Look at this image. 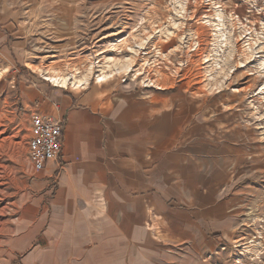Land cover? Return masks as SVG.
Instances as JSON below:
<instances>
[{
  "label": "crops",
  "instance_id": "crops-1",
  "mask_svg": "<svg viewBox=\"0 0 264 264\" xmlns=\"http://www.w3.org/2000/svg\"><path fill=\"white\" fill-rule=\"evenodd\" d=\"M10 25L0 20V67L19 74L29 135L33 115L62 124V156L31 180L53 264L218 261L235 218L264 201L257 100L244 89L190 92L154 52L155 82L143 89L60 87L20 74Z\"/></svg>",
  "mask_w": 264,
  "mask_h": 264
},
{
  "label": "rangeland",
  "instance_id": "rangeland-1",
  "mask_svg": "<svg viewBox=\"0 0 264 264\" xmlns=\"http://www.w3.org/2000/svg\"><path fill=\"white\" fill-rule=\"evenodd\" d=\"M1 1L0 20L11 23L7 44L22 75L46 82L56 73L86 77L87 85L107 74L100 84L135 91L155 82L154 52L190 92L244 89L257 100L252 113L261 110L264 118V0ZM18 76L0 67V264H53L39 234L47 205L31 183ZM244 209L250 213L235 218L236 236L219 242L218 261L201 264H264V201Z\"/></svg>",
  "mask_w": 264,
  "mask_h": 264
},
{
  "label": "built area",
  "instance_id": "built-area-1",
  "mask_svg": "<svg viewBox=\"0 0 264 264\" xmlns=\"http://www.w3.org/2000/svg\"><path fill=\"white\" fill-rule=\"evenodd\" d=\"M63 151L62 124L50 117H31L28 156L35 173L45 169L49 161L58 160Z\"/></svg>",
  "mask_w": 264,
  "mask_h": 264
},
{
  "label": "bare ground",
  "instance_id": "bare-ground-1",
  "mask_svg": "<svg viewBox=\"0 0 264 264\" xmlns=\"http://www.w3.org/2000/svg\"><path fill=\"white\" fill-rule=\"evenodd\" d=\"M124 69V68H123ZM116 72V71H115ZM118 72V71H117ZM48 81L52 82L54 85L60 86V87H71V88H80L84 86L87 83V78L86 77H80L78 78L77 76H62L59 74H50L45 76ZM110 76L107 74H101L97 77V82H105L108 80ZM74 79V80H73Z\"/></svg>",
  "mask_w": 264,
  "mask_h": 264
}]
</instances>
